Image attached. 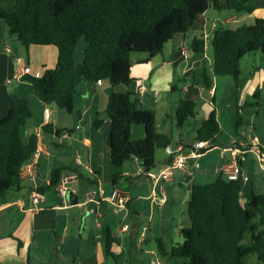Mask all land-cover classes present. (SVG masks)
<instances>
[{"label":"trees","instance_id":"obj_1","mask_svg":"<svg viewBox=\"0 0 264 264\" xmlns=\"http://www.w3.org/2000/svg\"><path fill=\"white\" fill-rule=\"evenodd\" d=\"M256 9L255 0H16L9 8L0 5V24L27 51L30 46L57 48L55 69L41 77L25 74L45 106L54 105L73 115L78 86L98 82L111 85L114 91L106 113L113 189L126 180L123 175L128 163L137 161L144 171L156 168V151L173 142L170 135L158 131L156 112L141 109L139 96L131 90L135 81L131 76L132 55L144 54L149 60L163 53L168 43L188 34L194 35L191 49L204 55L205 14L211 10L253 14ZM82 39L86 43L83 60L76 64L75 51ZM209 45L213 51L212 77L203 70L205 87L212 88L213 77L230 78L240 87L242 60L260 52L264 55V19L257 18L253 25L239 29L215 28ZM253 99L257 107L259 91ZM196 107L191 100L181 101L176 109L179 128L196 117ZM31 118L29 103L23 99L14 102L5 117L0 115V200H5L11 190H20L21 168L37 149L35 133L27 142L22 139V128ZM103 123L96 118L93 125L100 129ZM136 125L145 129V137L139 140L132 139ZM48 128L43 127L44 133H53ZM65 132L53 134L59 137ZM220 132L214 109L198 130L196 141L215 146ZM68 171L83 179L80 167L54 169L49 187L39 191L55 189ZM100 176V170L94 174ZM89 182L95 185L97 179ZM189 191L190 225L181 231L183 242L169 251L173 264H264V193L243 199L242 183L229 182L222 174L214 183L189 185ZM105 234L106 253L115 259L111 246L116 239L110 232ZM157 244L166 256L163 241L157 240Z\"/></svg>","mask_w":264,"mask_h":264},{"label":"crops","instance_id":"obj_2","mask_svg":"<svg viewBox=\"0 0 264 264\" xmlns=\"http://www.w3.org/2000/svg\"><path fill=\"white\" fill-rule=\"evenodd\" d=\"M255 3L257 5L256 11L253 14H249L246 18V21L248 22L249 20L253 21L251 25L254 24L255 19L257 18L264 19V0H255ZM210 12L204 16V21L206 23L204 30L205 33L212 32L214 28L220 27V23H223L224 25L237 23L238 18L236 16L228 14L225 17L212 19L214 17L208 16ZM193 39L194 35L188 34L184 39L177 38L172 41L171 49L167 48L169 45L168 43L163 53L149 60L145 56L139 57L135 61L131 60V76L135 79L131 86V90L136 92L140 86L146 87L147 91L145 94L139 96L140 105L143 106L146 104V110L156 112L157 117L159 111L164 112L169 110L168 104H172V94L179 89L178 84L175 82L178 81L176 75H179L178 71L180 66L182 67V64V76L184 78H189V80L192 79V81H189L188 83L186 82L187 84L183 87V91L192 95V98L199 97V94L203 95V90L200 89V81H197L203 79V70L205 69L208 76L211 74L210 77H212L213 60L212 62H209L206 53L201 55L191 49V42ZM208 47L210 46L207 45V49ZM181 49L187 50L188 59H185L181 55ZM207 61L208 63H206ZM57 62L58 50L56 47L30 46L27 51V49L23 47L15 37L9 34L8 29L0 24V115L5 117L12 104L20 99L28 101L29 106L32 104L37 106V110L35 109V111L39 112V122L26 132L27 138L24 142H27L28 137L38 131L40 132L38 143L46 148V152L48 153V156H42L39 161L37 179L39 190L47 189L49 187L52 170L76 168L75 161L78 156L82 162L80 170L83 174L82 180H78L71 184V186L75 185L76 188L82 186L79 190L72 188V190L75 191L74 195L78 198V204L73 205L76 207H71V205L68 204V197L65 202L61 200L56 190L52 189L43 193L44 200L38 206V211L32 219L29 210L33 208V188L27 182H22L20 190H11L5 200H0V264H27L28 259L30 264H109L107 258L109 256L106 253V241L104 253L100 248L103 246L102 243L98 242L102 237H96L95 235L92 236L91 230L85 231V229H82L81 223L86 227L84 220L82 221V217H80V211L82 210L88 212L94 217V220L96 218L95 228L97 230L103 229L104 233L110 232L111 235L114 232L112 229L113 218L122 216V218L125 219L130 217V214L133 212L134 219H136L137 222H133L132 228H130L128 224L122 223L121 229L117 228L113 235L116 239L111 246V252L114 256L116 257L124 254L123 244L116 234L119 232L125 237V239L128 237L133 240L139 251L150 256L147 258V260L151 259L149 264H173V261L168 256L169 251L174 244H180L183 242L181 231L183 228L188 227V222L181 221L177 223L174 217H172L170 233L167 234L168 231L165 232L162 230L161 235L165 237H155L156 243L157 240L163 241L164 251L167 254L166 256H163L159 252L158 244H156V248L148 249L152 240L148 233L152 231V227H143L141 230L140 218L142 213L140 208L146 209V207H148L151 212L150 220H153L154 215H152V213H154V210L157 208L159 211H163L165 206L169 204V199L162 209L153 205L151 202V197L153 196L152 189L145 187L143 179H133L137 181L125 180L129 183L128 188L130 189V191H127L129 192L130 202L126 210H121L120 212L115 213L113 207L107 202L99 207L93 202L86 204L90 194L97 191L98 187H101L106 195L110 194L112 190L111 185L108 190L105 189L101 176L94 177V174L99 172L103 162L107 161V164L110 163V150L106 137L110 129V121L103 120L104 123L102 128L99 130L95 128L96 131L93 132L85 129V126L82 127V123H78L74 120L73 116H71L70 120L72 126H75L74 128L78 131L77 133L74 131L67 132L63 127L54 123L52 114L48 122H46L44 119V113L46 110H49V108L37 99L31 83L25 79L24 71L25 69H29V75L33 77H41L44 75L45 71L55 69L57 67ZM253 77L259 78L258 81L261 83L262 75L257 65H255L253 69ZM212 79L213 84L209 91L210 98L212 102L215 103L218 80L214 77ZM173 86L175 87V91H172ZM93 87L94 99L98 100L100 94H103L104 100L102 103L104 104L102 105L105 106V104L108 103L110 94L114 91L113 88L110 89L109 86H104V83H101L100 85L96 84ZM148 94L151 96H148ZM190 100L195 102L194 99ZM170 108L173 109L172 105ZM214 109L217 111L218 122L221 126L219 112L215 105H211L210 103L204 105L205 112L201 119V126ZM94 110L98 115L99 109L95 107ZM164 115V124L169 125L170 122V125H172L173 115L169 113ZM85 116L86 111L82 110L81 118L79 120H83ZM93 124L94 123H92V125ZM45 126H49L48 129L52 130L53 133L57 130H65L66 132L59 137H56L53 133L46 132L52 136L45 137L43 135V127ZM66 134L68 135L66 136ZM144 137V127L137 126L133 128L132 139L139 140ZM259 140L261 148L264 149V139L259 138ZM180 143L182 142L180 141ZM236 144L240 143L237 142ZM61 146H66V148L64 150L59 149ZM80 147H83L81 148L82 150H80ZM205 154H203L200 159ZM246 161L247 158H245V161L242 163V167L244 172L249 176L250 181L244 186L245 190L242 192L243 199H246L253 193H264V179L256 178L253 173L251 174V169L246 167ZM166 162L167 156L165 155L164 159L157 164V167H162ZM133 163L140 167L137 161H133ZM223 169L224 168L222 167L220 171ZM67 173L70 172L68 171ZM188 174L190 175L189 182L198 185L199 183L196 182V179L201 181V177L196 178L194 174ZM95 178L97 179V184H91L89 180H94ZM174 181L175 176L173 175L172 180L168 184H171ZM78 185L80 186L78 187ZM80 191L85 197L83 201H80V196H78ZM172 201L174 203V199ZM92 209H96L102 214V218L99 220H103V224H100L96 215L91 213ZM123 225L127 226L125 231L122 229ZM76 229L79 231V239L73 235V232ZM70 231L72 234H69ZM42 232H44L45 235H42ZM153 233L157 235L156 230ZM51 234H53V238H51ZM173 235L175 239H170ZM36 237L38 239H36ZM91 237L99 247H95V249L93 248ZM57 238H59V240L58 245L56 246L55 240ZM33 247H35L39 257H33V255H31ZM45 249L48 250L49 255H51L49 250L54 249L53 253L55 254L57 252L56 254L59 258L56 260L47 254L45 255Z\"/></svg>","mask_w":264,"mask_h":264},{"label":"rangeland","instance_id":"obj_3","mask_svg":"<svg viewBox=\"0 0 264 264\" xmlns=\"http://www.w3.org/2000/svg\"><path fill=\"white\" fill-rule=\"evenodd\" d=\"M16 0H0V5L6 8L11 7V5ZM228 14L236 16L238 18L236 24L232 25H224L223 23H220V27L227 28V29H239L241 27L250 26L253 21H246V18L248 17V13L242 12V13H235V12H217L214 10H211L210 14L208 16H212L215 18H221L225 17ZM211 19V18H210ZM86 43L84 40H80L76 51H75V62L76 64H80L83 60V52L85 49ZM172 42L169 43L168 49H171ZM210 46V45H209ZM165 47V48H166ZM207 59L209 62H212L213 60V51L211 46L208 47L206 50ZM144 56V54H133L132 60L135 61L137 58ZM208 61L206 63H208ZM257 65L259 67V71L261 72V83H259V78L253 77V69ZM183 67V64H182ZM180 66L178 74L176 75V78H178V81L175 83L178 84L179 89L172 94V104H168L169 110L161 112H158L157 117V124H158V131L166 133L171 136L173 142L171 144L172 147H175L177 143L182 142V144L187 143H194L197 138V132L198 129L201 128V119L204 116V105L211 104L215 105L217 108L219 115H220V121H221V132L216 137V144L213 149L208 151L201 159L198 160V162L201 165V168L199 170H196V173H194L195 177H201V181H198L196 179V182H198V185H205V184H211L214 183L217 178L219 177L220 170L222 167L224 168L227 166L229 160H230V153L225 152L223 153L224 149L234 147L235 144L238 142L242 145H247L248 142L253 138L258 136L260 139H264V55L260 52L256 55L247 56L242 60L241 63V71H242V83L240 87H236L234 82L230 78H223L218 77L217 78V92H216V99L215 103L212 102L210 98V91L207 89L204 85L203 79H199L197 81H200V89L203 90V95L199 94V97L192 98V95H189L183 91V87L189 82L192 81L189 80V78H184L181 74ZM211 76V74H209ZM187 82V83H186ZM104 86H109L111 89V85L108 82H103ZM259 91V105L256 107L254 106L255 100L253 99V94ZM78 96L75 98V113L73 115H69L66 111L57 108L56 106H50L49 111L50 114L53 115V122L58 124L60 127H63L67 132L68 131H74L75 126H72L71 123V116H73L74 120L78 123H82V127L85 126V129H88L89 131H96L95 127L92 125L94 123L96 118H99L100 120H109L106 109L107 104L103 106L102 103L104 100L103 94H100L99 99H94V87L91 86L88 83H83L77 88ZM197 92V91H196ZM196 94V93H195ZM148 96H151L148 94ZM147 96V97H148ZM146 97V98H147ZM166 97V95H165ZM194 99V101L197 103L196 107V117L188 119L181 128L177 126V119H176V108L179 107L181 101L183 100H190ZM172 105L173 109L170 108ZM231 106V107H230ZM95 107H97L98 115L95 112ZM141 108H147V105L144 104L143 106L140 105ZM37 110V106L32 104L30 106V110L32 113V118L29 120L28 125L24 128H22V139L23 141H26L27 134L26 132L34 125H37L39 122V112L35 111ZM82 110L86 111V116L83 118V120H79V114H81ZM57 112V113H56ZM166 113L173 115V124L165 125V115ZM103 126V125H102ZM101 126V128H102ZM142 127V125H136L134 127ZM72 127V128H71ZM133 127V128H134ZM64 130V131H65ZM99 130V129H97ZM133 130V129H132ZM45 137L52 136L49 133L43 134ZM93 136V135H91ZM108 137V135L106 136ZM135 137V136H134ZM134 140V139H133ZM66 146H61L59 149L64 150ZM80 147V150H82ZM56 150V149H55ZM53 151V150H52ZM165 157L164 149H158L156 151V162L157 164L160 163ZM247 161H246V167H249L251 169V174L253 173L256 178L264 179V169L261 167L257 160V156L254 153H248L247 154ZM196 160L192 161V163H195ZM102 169V170H101ZM193 168H190L192 170ZM125 170L128 172H138L143 171L141 167L136 166L133 162H130L126 165ZM101 171V180L104 183L105 189H109L111 185V162L107 164L106 162L102 163V166L100 168ZM175 181L171 184L165 185L167 197L169 199V204H167L163 211H159L157 208L154 210V219L150 220L151 212L149 211L148 207L146 209L140 208L141 211V230L143 227H152V231L148 234L151 236V244L149 245L148 249L150 248H156V241L155 237H165L161 235V231L164 230L165 232L168 231L167 234L170 233V228L172 224V217L177 221V223L181 221L188 222V226L190 225V221L187 214V204L188 200L190 198V191H189V185H191L193 182H188L189 174L185 171L176 170L174 171ZM133 180V179H132ZM137 181V180H133ZM80 185H78L79 187ZM71 189L75 188L79 190L82 188L80 186L79 188H76V186H70ZM129 183L122 180L119 184V189L122 191H130ZM243 190H245L243 185ZM129 193V192H128ZM80 196V201H83L85 198L83 194H78ZM174 199V203L173 200ZM68 204L71 205L69 202V199H67ZM73 205H71L72 207ZM76 207V206H73ZM80 217H82V221L84 220V223L86 224V227L83 223H81L82 229L91 230L92 236L95 235L101 236L102 238L99 243H102L103 246H101V251L104 252V246L106 241V234L104 233V230H97L95 228L96 226V218L94 220V217H92L88 212L82 210L80 211ZM134 213L132 212L130 214V217L123 219L122 216L114 217L112 220V229L114 235L117 228L121 229V224H128L130 228L133 226V222H137L136 219H134ZM98 222V221H97ZM100 224H103V220H99ZM118 229V230H119ZM154 234L153 232H155ZM69 234H72L70 231ZM122 242L124 254L121 256H116V258L107 257L109 264H149L150 260H147L150 256L148 254H145L141 251H139L136 248L135 242L133 240L129 239L128 237H125L121 235L119 232L116 233ZM42 235H45L44 232H42ZM73 235L77 239H79V231L76 229L73 232ZM51 238H53V234L50 235ZM36 239H38L36 237ZM170 239H175L174 235L170 237ZM57 238L55 240V245H58ZM169 241V240H168ZM91 243L93 248L99 247L98 244H96L95 240L91 237ZM132 244V245H131ZM48 249V248H47ZM45 249V255H49L48 250ZM51 255H49L51 258L58 259V255L53 253L54 249L49 250ZM105 253V252H104ZM31 255L33 257H39L35 247H33ZM253 262H255V259H253Z\"/></svg>","mask_w":264,"mask_h":264},{"label":"built area","instance_id":"obj_4","mask_svg":"<svg viewBox=\"0 0 264 264\" xmlns=\"http://www.w3.org/2000/svg\"><path fill=\"white\" fill-rule=\"evenodd\" d=\"M212 32L205 33L204 39L206 44L209 45L212 38ZM181 55L188 59L187 50L181 49ZM24 74H29V69H25ZM98 85L101 83L98 82ZM147 91L145 86H140L136 90L138 96H143ZM50 111L46 110L44 113V119L46 122L50 119ZM37 137L40 136V132H35ZM68 134H66L67 136ZM215 146L205 140L201 142L187 143V144H177L175 147L169 146L164 149L165 155L167 156V162L160 168L156 167L149 171H138L135 173L125 172L123 178L128 180L132 179H143L145 182V187L152 189L153 196L151 197V202L153 205H156L158 208L162 209L168 202V197L165 189V185L170 183L174 175V171L181 170L190 174L196 173V170L201 168L198 160L200 157L214 148ZM230 153V160L227 166L220 172L223 178L229 182H240L242 186L248 184L250 181L249 176L244 172L242 163L245 161V158L248 153H254L257 156V160L261 167L264 169V149L261 148L260 140L258 137H253L247 145L235 144L234 147L227 148L223 150V153ZM42 156H48L46 148H44L40 143L37 144V149L28 163H26L20 172V180L22 182H27L32 186V204L33 208L29 210V213L32 219L35 217L38 206L44 200V194L39 191L37 179H38V168L39 161ZM196 160L195 163L192 161ZM75 164L77 167L82 166L80 157L78 156ZM190 168H193L190 170ZM79 180L78 175L74 173H65L63 174L60 184L55 188L61 200L65 202L69 193L75 194V191L71 189V184ZM96 204L98 207L103 203H109L115 213L120 212L121 210H126L127 205L130 202L128 192L122 191L117 188H113L110 194L106 195L105 191L98 187L97 191H94L90 194L88 202ZM91 213L95 214L99 219L102 218V214L96 209H92ZM127 228L126 225L122 226L123 231Z\"/></svg>","mask_w":264,"mask_h":264},{"label":"water","instance_id":"obj_5","mask_svg":"<svg viewBox=\"0 0 264 264\" xmlns=\"http://www.w3.org/2000/svg\"><path fill=\"white\" fill-rule=\"evenodd\" d=\"M79 118H81V114H79ZM198 142H201V140H199ZM187 181L188 182L190 181V177L188 178ZM191 196H192V194L190 193V197ZM68 199H69V202L71 203V205H77L78 204V198L74 194L69 193Z\"/></svg>","mask_w":264,"mask_h":264}]
</instances>
